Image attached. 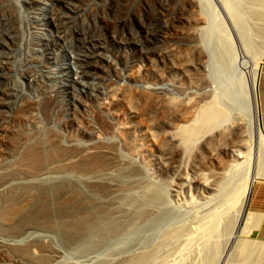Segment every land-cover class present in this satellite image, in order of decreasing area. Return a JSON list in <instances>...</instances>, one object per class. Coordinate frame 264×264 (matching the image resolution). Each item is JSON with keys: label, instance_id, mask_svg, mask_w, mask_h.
Returning <instances> with one entry per match:
<instances>
[{"label": "rangeland", "instance_id": "374dc122", "mask_svg": "<svg viewBox=\"0 0 264 264\" xmlns=\"http://www.w3.org/2000/svg\"><path fill=\"white\" fill-rule=\"evenodd\" d=\"M10 1L17 33L12 49L0 47L3 66L0 67V81L7 93L0 105V126L5 125L12 131L18 127L19 115L29 130L37 121L46 122L48 127L61 133L66 145H72L69 150L73 152L88 146L97 148L62 163L58 170L49 172L44 178L37 177L34 183H26L35 193L23 198V206L18 201L14 208L17 213L0 229V248L3 249L0 264H120L129 256L148 251L166 228L179 225L183 219H194L195 213L209 208L210 194L196 183L198 174L205 169L203 161L209 159L207 139L194 143L188 155H172L162 162L155 153L142 149L143 142L133 129L132 115L126 113L117 118L103 102L112 91L118 93L121 87L157 88L162 97H173L179 102L221 92L224 79L215 73L210 36L228 40L229 53L233 55V69L229 72L245 84L242 100L229 108L232 112L227 125L249 119L246 124L252 134V160L256 161L260 146L264 147V135L257 127L256 102V86L264 58L260 42L252 34L258 20L248 16L246 7L239 8L243 10L237 15H243V22L251 31L248 33H244L239 17L234 18L226 6L229 4L228 7L237 10L234 0H202L198 7L191 6L189 0H65L73 11L59 37V24L52 20V15L61 7L60 0ZM194 16L207 22L195 23ZM12 26L13 20L0 9V43L4 41V33L12 32ZM47 46L53 47L50 54L45 53ZM170 51L174 53L168 56ZM180 54H189L188 58L194 63L192 66L198 68L195 72L203 74L205 82L192 78L185 83V77L180 74L161 79L163 73L174 69L175 56ZM96 64L102 67V72L91 69L88 76L81 73L84 67ZM137 70L142 73L134 79L131 73ZM27 72L39 76V83L30 84ZM22 97L53 101L51 122L48 123L45 115L42 119L39 110L23 116ZM62 121L67 122L65 126ZM163 124L156 130H161ZM123 127L126 128V140L119 135ZM163 139L168 145V136L164 135ZM135 146L137 151L133 149ZM105 148L111 149L113 154L102 152ZM102 161L107 167L93 173L92 168H97L95 164ZM17 163L18 151L0 140V181L8 180L7 184L0 183L1 193L9 195L10 190L18 186L16 183L26 182L17 179L8 183L18 176L11 171ZM95 183L106 187H95ZM107 186L112 187L109 193L104 191ZM43 187L52 192L65 187L75 199L78 196L96 199L117 211L120 217L126 210L132 213L138 208L121 202L128 194L141 199V207L155 211L156 216L142 221L140 226L124 235L110 236L92 252L73 251L55 221L44 222L37 217L25 216L42 194ZM150 195H157L158 203H148ZM247 211L261 215L262 223L249 234L244 233L248 225L246 216L238 234L233 237L217 235L213 241L220 243L216 264H237L242 238L264 241V171L255 178ZM25 250L32 252L25 255ZM255 260L251 258L248 264L260 263Z\"/></svg>", "mask_w": 264, "mask_h": 264}, {"label": "bare ground", "instance_id": "6f19581e", "mask_svg": "<svg viewBox=\"0 0 264 264\" xmlns=\"http://www.w3.org/2000/svg\"><path fill=\"white\" fill-rule=\"evenodd\" d=\"M234 1L237 4V10L228 7L229 4H226V6L234 18L235 16L239 17L238 20L246 31L244 33L251 31L250 29L248 30V26L243 22V15H237V13L241 15L240 11L244 9L243 7H246L249 13L248 16L258 20L255 22L258 26L253 25L257 28L254 29L252 34L260 42L264 58V0ZM189 2L193 7H198L199 4H202V0H189ZM60 4L61 7L56 9L52 15V20L59 24L57 27V30L59 29L58 31H60L59 37L62 36L63 31L61 30L68 24L73 11V7L65 4V0H60ZM12 7L10 0H0V9L3 10V14L13 20L12 32L4 33V41L0 43V47L3 49H12L15 44L17 26ZM241 7L243 9L240 10L239 8ZM193 19L195 23L207 22L200 16H194ZM210 38L213 41L209 42L214 57L215 73L220 76V79H224V88L221 92L211 93L203 99L194 98L179 102L173 97H162L161 92L157 88L121 87L118 93L112 91L107 101L103 102L104 106L110 109L112 115L117 118H122L126 113L132 115L133 129L143 142L142 149L155 153L162 162H166L172 155L176 154L184 157L189 153L190 147L202 139H207L209 152V159L203 161V166L206 170L204 169L203 172L198 174L196 181L200 188L210 194L211 205L209 208L197 214L195 213L194 219L188 220L186 218L188 221L183 219L179 221V225L174 227L166 229L162 227L165 230L159 234L157 241L148 251L129 256L121 263L119 262L120 264H216L220 256V243L217 244L213 241H216L214 238L217 235L232 236L235 233L238 234L246 216L248 217V225L244 228V233L248 232L249 234L254 229L259 228L262 223L261 215L248 212L247 209L255 178L264 171V147L260 146L257 159L254 162L250 143L252 134H250V127L248 128L246 124L249 119L243 118L246 120V122L244 121L245 123L236 122L232 126L227 125V121L231 118L229 116L231 115L229 114L231 111H229V108L233 105L236 106V103L241 99L244 94L245 87L243 86L245 84L239 77L234 79L235 74L229 72L233 69L231 65L233 55L231 56L229 53L228 40L217 35L210 36ZM52 49L53 47L47 46L45 53L50 54ZM170 52L168 56L174 53L173 51ZM188 57H190L189 54L176 55L174 69L163 73L160 76L161 79L172 78V76L180 74V76L186 78H184V82L185 80L188 82L187 79L190 81L192 78L195 80L200 79V83L205 82L206 77L201 73L195 72L198 68L192 66L194 63ZM0 67H3L1 62ZM91 69L102 72V67L96 64L84 67L81 73L88 76V73L92 71ZM192 69L195 70L191 72ZM141 73V70L134 71L131 73V77L135 79ZM27 74L29 75L30 84L39 83V76L30 72H27ZM6 96L7 93L0 81L1 106ZM21 99L23 116H29L39 110L41 118L44 119L43 115H45L48 123L51 122L50 116L54 113L53 101L42 97L37 100H31L27 97H22ZM39 123L44 126H40ZM61 123L65 126L67 122L62 121ZM168 123L169 125L167 126L166 124ZM160 124H163V126H161V130L157 131V126ZM28 128L23 118L19 115L18 127H14L12 131L8 130L5 125L0 126V140L18 151V163L14 165L15 169L11 170L18 176L15 179H11L8 183H13L12 181H17V179L18 181H26L16 183L18 188L11 187L9 195L0 192V229L4 226L3 224H8L11 216L17 213L14 208L18 201L21 203L24 202L23 198L34 196L35 192L26 183H34L37 177L42 178L49 172L58 170L62 163L81 157L83 153L94 152L96 151L95 148H97L95 145L88 146L77 153L69 150L72 145H66L61 133L48 127L44 121H37L36 125L31 127L30 130ZM119 135L120 138L126 140L125 127L119 130ZM164 135L170 139L168 145L164 142ZM133 149L138 150L137 146ZM102 152L107 155L113 154V151L109 148L103 149ZM103 164V161L97 162L95 164L98 165L95 166L97 168H94V170L92 168L93 173L95 172L96 174L107 167V164ZM91 166L93 165L91 164ZM7 181L2 179L0 183L7 184ZM94 186L103 187L105 185L95 183ZM107 187L108 190L104 191L109 193L112 187ZM66 190L69 189L64 187V189L59 188L52 192L53 190L48 191L46 187H43L42 194L33 202L31 211L25 216L37 217L44 222L55 221L65 233L64 235H66L69 244L74 248L73 251L81 253L92 252L111 238L110 236L124 235L134 230L142 221H148L156 216L155 211L145 209L144 206L141 207V199L133 198L128 194L124 195L121 202L132 206L135 205L138 208L132 213L126 210L125 214H121L120 217L116 214L117 211L109 209V206L107 207L104 203H100L96 199L80 198L81 196L75 199ZM154 196L150 195L148 203H158L159 198L157 195ZM21 205L23 206L22 203ZM21 207L20 210L23 209ZM120 211L122 213V210ZM24 217L22 216V218ZM144 226L146 227V225ZM176 248L179 249L176 250ZM31 250L33 251L34 249ZM52 250L54 251V249ZM174 250H176V254H174ZM238 250L237 264H248L251 258L253 260L256 258L257 262H260L259 264H264V241L242 238L239 242ZM30 251L26 252L25 250V255L32 252ZM2 253L3 249L0 248V255Z\"/></svg>", "mask_w": 264, "mask_h": 264}, {"label": "crops", "instance_id": "0c3cea01", "mask_svg": "<svg viewBox=\"0 0 264 264\" xmlns=\"http://www.w3.org/2000/svg\"><path fill=\"white\" fill-rule=\"evenodd\" d=\"M256 102H257L259 124L264 132V63L262 64L256 86Z\"/></svg>", "mask_w": 264, "mask_h": 264}, {"label": "water", "instance_id": "95a60500", "mask_svg": "<svg viewBox=\"0 0 264 264\" xmlns=\"http://www.w3.org/2000/svg\"><path fill=\"white\" fill-rule=\"evenodd\" d=\"M257 127H258V129L260 130V132H261L262 134H264V132H263V130L261 129V127H260V124H259V123H258Z\"/></svg>", "mask_w": 264, "mask_h": 264}]
</instances>
